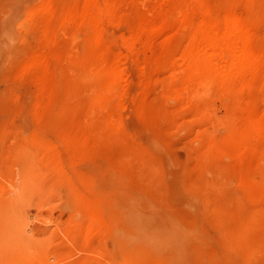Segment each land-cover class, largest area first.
Here are the masks:
<instances>
[{
	"label": "rangeland",
	"instance_id": "1",
	"mask_svg": "<svg viewBox=\"0 0 264 264\" xmlns=\"http://www.w3.org/2000/svg\"><path fill=\"white\" fill-rule=\"evenodd\" d=\"M0 264H264V0H0Z\"/></svg>",
	"mask_w": 264,
	"mask_h": 264
},
{
	"label": "bare ground",
	"instance_id": "2",
	"mask_svg": "<svg viewBox=\"0 0 264 264\" xmlns=\"http://www.w3.org/2000/svg\"><path fill=\"white\" fill-rule=\"evenodd\" d=\"M227 26H229V25H227ZM224 31H225V30H224ZM219 32H220V31H219ZM225 32H226V31H225ZM225 32H222V33H225ZM217 34H218V32H217ZM225 34H226V33H225ZM223 35H224V34H223ZM234 35H235V34H234ZM236 35H237V34H236ZM215 36H216V35H215ZM219 36H220V35H219ZM218 38H219V37H217V39H218ZM224 38H225V37H224ZM236 38H237V37H236ZM217 39H216V42H217ZM221 39H222V38H221ZM219 40H220V39H219ZM227 42H229V41H227ZM227 42H226V43H227ZM233 42H234V41H233ZM217 44H222V42L220 43V41H219V43H217ZM230 44H231V42H230ZM216 46H217V45H216ZM218 46H219V45H218ZM218 46H217V47H218ZM220 46H221V45H220ZM232 46H235V45L233 44ZM230 47H231V46H230ZM235 47H236V46H235ZM235 47H233L232 49H234ZM211 48H212V47H211ZM224 48H227V47L224 46ZM228 48H229V47H228ZM220 49H221V48H220ZM221 50H222V49H221ZM225 50H226V49H225ZM234 50H235V49H234ZM220 52H221V51H220ZM238 52H239V51H238ZM234 53H235V52H234ZM206 54H207V53H206ZM237 54H238V53H237ZM228 55H229V54H228ZM197 56H198V55H197ZM204 57H205V56H204ZM194 58H195V56H194ZM222 58H223V57H222ZM223 59H224V58H223ZM198 60H199V59L197 58V61H196V60H195V61H196V62H199L200 60H199V61H198ZM238 60H239V59H236L235 54H234V55H233V54H232V55L230 54L229 57H228L227 59H225V61H227V63H223L224 60H221V61H222L221 65L226 69V73H228L227 70H230V71H231L230 75H231L232 72L235 71L236 66H239V64L242 65V64H241L242 60H241V61H240V60L238 61ZM202 61H203V60H202ZM221 61H220V62H221ZM193 62H194V61H193ZM199 63H200V62H199ZM201 63H202V62H201ZM193 64H194V63H193ZM198 65H199V64H198ZM218 65H220V64H218ZM218 65H217V66H218ZM202 67H203V66H201V71L204 72V70L202 69ZM213 71H214V70H213ZM230 71H229V72H230ZM236 71H237V69H236ZM220 72H222V71L220 70ZM220 72H219V73H220ZM237 73H238V72H237ZM237 73H236V75H237ZM233 74H234V73H233ZM206 75H207V74H206ZM220 75H221V74H219L218 77H220ZM226 75H227V74H226ZM226 75H224V76H225L224 79H226ZM236 75H233V76H235V78H236ZM216 76H217V75H216ZM222 76H223V75H222ZM227 76H228V75H227ZM229 77H230V76H229ZM204 78H205V77H204ZM222 78H223V77H222ZM220 81L222 82V79H221ZM224 81H227V82H228L229 80H224ZM227 82H226V84H227ZM228 83H229V82H228ZM201 86H202V85H201Z\"/></svg>",
	"mask_w": 264,
	"mask_h": 264
}]
</instances>
